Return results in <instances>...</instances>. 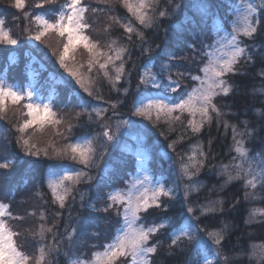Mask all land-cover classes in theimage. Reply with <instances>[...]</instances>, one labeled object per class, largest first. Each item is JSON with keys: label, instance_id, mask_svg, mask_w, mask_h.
I'll return each instance as SVG.
<instances>
[{"label": "snow or ice", "instance_id": "1", "mask_svg": "<svg viewBox=\"0 0 264 264\" xmlns=\"http://www.w3.org/2000/svg\"><path fill=\"white\" fill-rule=\"evenodd\" d=\"M54 2L55 0H35L31 8L43 10ZM189 3L195 12L186 18V29L175 35L174 42L166 43L160 53L158 63L153 61L149 55V62L141 68L137 83L138 91L132 102V115L145 118L156 124H159L163 119L165 123L169 124L170 130H174L173 125L181 124L195 135L200 133L205 125L212 123L213 115L217 118L218 123L222 122L221 117L224 113L215 103L216 98L226 97L232 93L233 86L228 82V77L237 74V66L241 59L246 63L254 62L253 52L249 49L255 46L244 44L242 38L253 39L258 30L264 29V21L261 19L264 0H260L259 6L251 0H238V4L228 5L229 10L234 11V16L223 25L217 19L216 14L211 11L206 0H189ZM119 4L126 9L131 18L122 22L119 16H110L108 19L112 23L106 25L104 31H110L113 23L119 25L129 44L134 43V37L140 41L139 47L142 49V54H150L153 49L151 46H144L147 44V38L141 29L158 26L156 22L159 19L171 17L173 12L181 7V4L174 3V0H119ZM12 6L21 11L25 19L31 17L38 25L39 30L35 32H30L28 28L24 29L25 32H29L28 39L30 41L45 43V38L53 33L61 38V49L57 52L53 48L51 51L59 69H63L59 78L60 82H66L64 76L66 73L67 77L72 78L75 84L83 89V92L93 96V89L97 83L93 75L94 69L96 70L95 75L102 74L105 79L110 81L113 89H116L117 83L128 75L126 64L131 59L129 47L118 46L117 39L109 41L105 50L99 40H94L88 34L92 29V24L89 23L87 16L89 6L84 3V0H66L55 14L54 19H48L41 14L33 15V12L27 11L26 9L29 7L27 0H13ZM169 7L172 11H169ZM97 11L102 10L91 9L92 13ZM209 21H211L210 24ZM5 24L6 20L0 17V45L17 46L18 39L14 37L10 28L5 27ZM200 24L208 26L213 36L211 44H205L203 40L199 41L201 47L205 49L201 55L207 58L206 63L199 69L203 75H190L177 71L175 73L177 78L173 79L172 67L173 64L179 63L177 52L182 50L179 45L183 44L195 52L197 50L196 43L190 42L194 40L191 30ZM229 27L230 30H228ZM185 30L189 33L187 36L184 35ZM80 47L88 53L86 64L73 63L70 66L68 61L75 59L74 53ZM159 47L157 45V48ZM85 68L88 75L82 71ZM153 68L157 70L153 71ZM181 76L190 78L194 82V86L183 99H178L177 102V98L171 94L177 93L181 89L182 84L179 79ZM257 76L262 81V86L254 89L253 94L264 93V68L257 72ZM52 79L55 77L53 76ZM42 91L43 86L36 88L29 85L27 88H21L17 84L8 83L6 77H0V114L7 111L9 103L15 105L23 100L28 101L24 104V108L27 110L25 115L28 118L14 126L20 133L16 137V144L27 156L35 158L43 156L57 161L50 167L47 179V187L52 193L53 204L63 209L70 199L75 200L73 193L77 192L80 195L81 206L90 209L87 217L78 218L77 225L73 226L71 231L66 227V235L58 241L61 245L65 242L68 245L69 251L63 253L68 257L67 264H153V258L158 254L161 246V242L155 237L169 228L172 229L168 232L169 255L173 254L172 249L188 251L189 255L185 258L184 264H235L237 254L227 251L224 243L229 225L221 221L219 229H209L198 223L202 217L223 213V201L209 199L203 204L190 203L191 196L199 193L203 187L196 178L209 157V153L203 150L201 144L192 145L187 153H177V160L173 161V164L178 161L180 165L177 181H187L183 185V206L185 208L182 213L183 222L177 224L173 217H161L159 223L154 221L145 224L142 222L144 214H147L149 209L163 208L166 210L168 204L162 202V198H167L169 202L175 200L180 185L176 182L169 186L163 179L154 178L155 174L148 166L149 152L143 146V134L139 122L130 118L122 119L117 122L115 128L112 127L111 123L105 119V113L109 108L115 110L121 103L120 101H108V108L96 107L91 111L84 107L82 112L76 113V118L87 115L89 122H96L102 131L90 136L84 135L75 140H70L64 136L63 132L57 131V135L64 137L67 142L62 147L50 143L48 147L41 149L31 142L30 136L25 138L27 130L33 125H39L43 129L45 124L58 126L64 123L63 119L58 118L57 113L53 111L50 97L41 96ZM122 91L127 95L129 89L124 88ZM95 98L102 99L98 94V88ZM45 99L47 102H44ZM185 114L189 117L186 123L184 122ZM113 115H116L115 111H113ZM243 123L246 131L241 132L236 125L223 121L225 129L231 128L233 132V148L231 150L235 151L237 155L232 158L229 164L221 163L219 167L227 175L228 182L243 181V199L245 202H252L260 198L257 189L264 190V155L249 156L248 150L244 147V137H251L254 133L252 130H247L246 121ZM73 127V124L68 123L65 132L71 133ZM121 129L124 130L123 135L126 137L123 141L117 137V133ZM161 134L163 135V133ZM183 139L184 137L180 136L177 140L170 142L167 147L175 151L177 144ZM129 140L136 142L135 151L129 149ZM114 141L120 150V158L116 163H121L128 154L133 158L134 171L124 182V188H117L101 194L100 186L97 187V193L93 199L102 201L101 206L97 207L95 203L91 202L85 205V194L78 193L77 186L94 179L90 175V170L99 167V161L108 152V145ZM168 159L171 160V156ZM65 160L71 161L72 166L60 163ZM15 163L14 159L0 161V169L6 170L3 173L5 177L9 175ZM37 195L40 194L37 193ZM239 203L240 200L237 199L232 207L235 208ZM9 209V204L0 201V264H33V261L34 264H52L48 254L60 251L56 244L49 245L47 253L45 245L41 244L35 257L21 250L22 245L17 243V238L21 234L13 230L9 220H22L24 217L14 216ZM112 212L121 218L120 227L116 230L112 240L103 246V251L93 252L90 260L79 257L72 259V255H75L74 241L77 240L78 234H84L93 221H98L99 214H104L107 219V214ZM197 212L199 215L196 214ZM28 214L35 215L36 213L32 211ZM250 216L252 218L264 217V209L253 208L250 210ZM48 218L45 211L41 209L39 219L42 223L37 232L33 233L41 240L46 239V233H51L54 240L58 235L56 228L61 213L52 214L51 225H47ZM251 222V219L245 221L246 224ZM184 245L187 247H182ZM70 252L72 255H69ZM252 259H255L257 264H264V251H258V246L253 245L252 252L249 254L250 262Z\"/></svg>", "mask_w": 264, "mask_h": 264}, {"label": "trees", "instance_id": "2", "mask_svg": "<svg viewBox=\"0 0 264 264\" xmlns=\"http://www.w3.org/2000/svg\"><path fill=\"white\" fill-rule=\"evenodd\" d=\"M91 1L84 0V3L89 6L87 16L91 13V9H93ZM108 1H110L107 7L109 16H119L122 22L131 18L126 9L120 6L119 1ZM65 2L66 0H55L53 4L47 5L43 10H33L31 5L35 3V0H27L29 7L26 10L33 12V15L41 14L48 19H54L55 14ZM206 2L211 11L216 14L217 19L223 24L232 16V11L229 10L228 5L233 4V0H206ZM6 3L5 0H0V17L6 20L5 27L12 30L14 37L18 39L19 43L17 46L0 45V72H3L9 81L19 86H24L28 81L27 71L29 65L32 64L33 67V65L41 64L43 70H37L35 81L39 87L43 86L42 92L44 94H47L50 90L52 91L53 98L51 97V102L53 111L57 113L58 118H62L64 121V123L58 126L45 124L43 129L39 125H33L32 128L27 130L25 138L30 136L31 142L35 143L41 149L48 147L50 143H54L57 147H62L67 140L62 136H58L57 131L63 132L64 136L68 137V139L75 140L84 135L90 136L94 132H98L100 128L96 122H89L87 115H81L77 119L73 116L74 114L82 112L84 107H87L91 111L92 104H101V108H108V101H120L121 103L116 110L122 111L123 115L126 114L125 116L134 118L135 121H139L146 133V143L153 145V147L151 146L152 157L150 161L152 172H155L157 169L155 161L157 154L156 146H154L155 141L165 148L170 142L183 136L184 139L176 146V149H182L183 152L192 145L197 143L201 144L203 150L209 153V157L204 168L196 178L203 187L199 193L191 196L190 203L203 204L209 199H220L223 201L222 206L224 212L217 213L214 216L202 217L198 223L201 226H207L209 229H219L221 227V221L227 223L229 229L224 242L225 249L237 254L235 264H257L255 259H252L250 262L249 254L252 252L253 245L258 246V251H264V222H262L264 221V217L257 216L252 218L250 216V210L253 208L264 209V190L257 189L259 199L252 202H245L243 199V181L233 180L228 182L227 175L222 172L219 165L221 163L229 164L232 158L237 155L235 151L231 150L233 148V132L231 128L225 129L223 121L231 125H236L241 132L246 131L245 124L243 123L246 121L247 130H252L254 134L251 137H244V147L250 154L256 153L258 155H264V93L256 92L253 94L254 89L262 86V81L257 76V72L264 68V29L258 30L253 39L242 38L244 44L255 46L249 49L253 52L254 62L246 63L245 60L241 59L237 66V74L228 77V82L233 86L232 93L226 97L216 98L215 103L220 107L221 112L224 113L221 117L222 122L218 123L217 118L213 115L212 123L205 125L200 133L193 135L190 129L186 130L181 124L173 125L172 128L174 130H170L169 124L165 123L162 119L159 124H155L154 129L146 120H144V126L135 116L130 115L132 102L138 91L137 83L140 68L149 62V55H151L153 61L158 63L160 53L166 43L174 42L175 35L179 31L186 29V18L192 16L195 12V9L190 6L189 0H174V3L181 4V7L178 8L179 13H177L178 9H176L171 17L159 19L156 22L158 26L141 29L147 38V44L144 46H151L153 49V52L150 54H142V49L139 47L140 41L136 40L135 37L133 38L134 43L129 44L125 39L123 29L119 25L112 24L110 31H104L106 25L109 24V16L103 17V21L101 20L100 24L103 27L102 38L100 40L96 38V40H99L102 47L105 48L109 41L118 39V46L126 45L129 47L131 59L126 64L128 75L125 79L117 83L116 89L112 88L110 81L102 79L101 85H98V94L102 99L95 98L97 88L93 89L94 98H91L93 96H89L83 92V89L65 74L66 82H60V79L57 78L52 79L53 76L60 78V74L63 71L56 64H53L45 54L49 42L41 50L36 46L37 42L30 41L28 39L29 32H25L24 29L28 28L30 32H35L39 30L38 25L31 17L25 19L21 11ZM169 11H172L171 7H169ZM261 19L264 21V9H261ZM133 23H135L134 20ZM210 23L211 21H209ZM88 34L90 35V32ZM188 34V31L185 30L184 35L187 36ZM191 34L194 36V40L190 42L196 43L197 50L193 52L183 44L179 45L182 50L190 51L189 55L192 59L189 62L180 59L179 63L173 64V79L177 78L175 76L177 71L193 75L196 72L197 65L203 59L201 54L204 48L201 47L199 41L203 40L205 44H210L213 39L210 28L204 24L194 27L191 30ZM157 45L160 47L157 48ZM180 51L177 52V56ZM10 57L11 59H9ZM30 59L34 61L30 62ZM86 59L88 60V58ZM82 64H86L85 59ZM181 66L184 67L182 68ZM82 71L86 73L87 69L85 68ZM179 79L182 87L178 90L177 96L183 95L192 82L187 76H181ZM124 88L129 89L127 95L122 91ZM24 104H26V100L15 105L9 103L7 111L0 114V161L3 159H14L16 161L7 177L3 175L6 170L0 169V201L10 205L9 210L14 216L24 217L22 220H9V224L13 227L14 231L21 234L17 238V243L21 244V250L29 255V248H33L36 245V252L41 244H44L46 248L53 236L51 233H46V239L44 240H41L39 236H34L33 233L37 232L42 221L39 218H35L37 216L36 214H28L35 211L34 208H31V206H20L17 203L28 202L29 199H33V204L38 211L43 209L48 215L47 225H51L53 222L52 214L60 212L61 218L56 228L59 239L66 235V227L71 231V228L77 225L78 218L87 217L90 209L82 207L81 202L75 200L66 203V207L63 209L58 208L56 204L52 203V194L47 187L45 175L49 173L50 167L56 164L57 161L43 156L40 158L27 156L16 144V137L20 133L16 131L14 126L21 124L24 119L28 118L25 115L26 109L24 108ZM257 109L260 111L257 112ZM69 110L75 111V113L67 114ZM110 110L113 111V109L109 108ZM184 119L186 123L187 116H184ZM68 123L74 125L71 133L65 132V127ZM49 128H51L50 132ZM48 133L49 136H47ZM237 138L239 139L240 137ZM209 141H211V144H209ZM112 148L110 147V150ZM118 154L119 152L117 151L116 156ZM109 161L107 164H111V167L106 171L107 174H105L107 180L100 181L98 185L100 186V192L102 194H104L105 190H109L106 189L110 186L109 181L115 183V185L121 184L128 176V173L134 169L133 158L127 154L125 160L121 163H116V158L114 161ZM60 163L65 166L72 165V162L67 160ZM79 187L77 186V188ZM37 193L40 195H37ZM94 197V193L91 190L90 195L85 197L84 204L86 205L91 202L95 203L97 207L101 206L103 202L93 199ZM237 199L240 200V203L233 208L232 205ZM74 202L73 207L72 204ZM162 202L168 204L167 209H149V212L144 214L143 223L150 224L154 221L159 223L161 217H173L176 219L177 224L181 223L182 213L185 211L183 197L176 195V199L170 202L167 198H162ZM67 214L72 215L71 219L66 218ZM196 214L199 215V212ZM107 215L108 218L105 219L104 214H99L98 221H93L87 227L84 234H78L77 240L74 241L73 251L75 255H72L71 252L69 253V255H72V259H76L77 257L80 259H90L93 252L102 249L105 244L110 242L116 230L120 227L121 218L116 216L114 212ZM248 219H251L252 222L246 224L245 221ZM28 223L31 229H28ZM171 230L169 228L162 231L155 237L156 240L161 242V246L158 254L153 258V264H184L185 258L189 255L188 251H180L178 249H172L173 254L169 255L168 245L170 240L168 238V232ZM24 237L28 240H25ZM182 247L187 246L184 245ZM59 249L60 251L53 258V263L55 261V264H67L68 257L63 255L65 251H69L67 243L65 242L62 245L59 243Z\"/></svg>", "mask_w": 264, "mask_h": 264}, {"label": "rangeland", "instance_id": "3", "mask_svg": "<svg viewBox=\"0 0 264 264\" xmlns=\"http://www.w3.org/2000/svg\"><path fill=\"white\" fill-rule=\"evenodd\" d=\"M116 1H119V0H116ZM5 2H7L6 4L10 6V5H12L13 0H5ZM109 2L110 1H108V0H100V1L99 0H92L91 1V3L93 4V8L102 10V11H97L96 13H92L91 12L88 15L89 23L92 24V29L89 32H90V36L94 40H96V38H98L99 40L102 38L101 35H102L103 27L100 26V24H101V20L103 19L104 16H109V12H108V9H107V7L109 5ZM251 2L256 3L257 6H259V4H260V0H251ZM233 3H237L238 4V0H233ZM103 7H106V8H103ZM177 13H179V9H178V12ZM110 16H112V15H110ZM233 16H234V11H232V16L230 17L229 20H231L233 18ZM108 22L109 23H112L109 20H108ZM220 23L223 25L222 22H220ZM113 25H115V24L113 23ZM228 30H230V27L228 28ZM48 42H49V44H48ZM47 44L48 45H51V47H47V50H46L45 54L52 61L53 64H56L55 63V57L51 55V51H52L53 48H55L57 50V52H58L61 49V47H62V40H61V38H59L58 36H56L53 33V34H50L49 35V38L48 37L45 38V43L37 42V45H39V47H38L39 49L46 47ZM105 50H106V47H105ZM204 51H205V49H204ZM179 54H178L179 60L180 59H183L185 62H189L192 59V57L189 55L190 54V51H188V50H182V51H180ZM74 57H75L74 60H69L68 61L69 64H70V66L73 63H75V64H82L84 62V59H85V61H87L86 58H88V53H87L86 50H84L82 47H80V48H78L75 51ZM206 59L207 58L203 56V59L197 65V68L195 70L196 72L193 75H203L199 71V69L203 66L204 63H206ZM56 66L59 68L58 64H56ZM184 66L187 67L186 65H184ZM184 66H181V67L183 68ZM33 67H35L36 69L35 68H32V67H29L30 69L28 71L30 80L25 84V86H22V87L20 86L21 88H27L29 85H32L33 87L39 88V85L37 83H35L36 74H37V70H39V69L40 70H43V68H42L41 64L40 65H33ZM141 68H140V70H141ZM60 70L63 71V69H60ZM156 70L157 69L153 68V71H156ZM95 72H96V70L94 69L93 75L95 76V79L97 81L95 88H98L101 85L100 83L102 82V79L103 80H107V79H105L102 74L95 75ZM86 74H87V72L85 73V75ZM139 74H140V71H139ZM65 75L67 76L66 73H65ZM0 77H6V76L4 75L3 72H0ZM55 78L59 79V77H55ZM7 81H8V83H12L8 79H7ZM107 81H109V80H107ZM12 84H14V83H12ZM193 86H194V82L192 81L183 95L177 96L178 95L177 93H172L171 95L173 97H176L177 98V102H178V99H183L184 96H186L187 92H189ZM153 91H155V90H153ZM42 93L43 92H41V96H43V97H50V99H51V97H52V91L51 90L48 91L47 94H44V93L42 94ZM91 98H94V96L91 97ZM27 102L28 101L26 100V103ZM44 102H47V99H45ZM98 102H100V100H98ZM96 107L101 108L102 105L101 104H97V105L96 104H92L91 109L92 108H96ZM113 111L116 112V115H113ZM113 111L112 110H110V111L108 110V112L105 114V119H107L109 121V123H111V125H112L113 128H115L117 122L120 121V120H122V119H129L130 118V119L134 120V118L125 116L126 114L123 115L122 111H118L116 109L113 110ZM132 111H133V107H131V109H130V115H132L131 114ZM69 113H75V111L69 110V111H67V114H69ZM73 116L76 117V114H74ZM186 116H187V114H185V117ZM135 118L138 119V120H140L143 123L144 126H145L144 120H146L149 123V125H151V127L155 129L154 126H155L156 123H154L153 121L147 120V119L142 118V117H136L135 116ZM188 118L189 117L187 116V119ZM184 122H185V119H184ZM139 127L141 128L142 134H143V146L146 149H148V152H149V162H148V166L150 167V161H151V157H152L151 146L153 147V145L151 143H146V133L144 132V129L142 128V126L140 125V123H139ZM50 131H51V128H49V132ZM100 131H102L101 128H99L98 132H100ZM123 132H124V130L121 129V131L117 133V137H118V139L120 141H123V140L126 139V137L123 135ZM94 133H97V132H94ZM47 136H49V133L47 134ZM160 145L161 144L158 143L157 141L154 142V146H156V151H157L156 160H155L156 161V165H157V169L155 170V172H153L155 174V177L154 178H161V179H163L166 182V184H168L169 186H171L173 183L178 182L179 185H180V190H179V192L176 195H180L181 197H183V185L185 183H187V181L186 180H179V181H177V177L179 176V167H180V165H179V162L178 161L175 164H173V161H176L177 160V153H187V152L190 151V148L191 147L189 149H187L186 151L183 152L182 149H175V151H173L172 149L169 150L168 147L163 148ZM110 147H113V148L110 150ZM128 147L132 151H135L136 148H137V144H136L135 141L129 140L128 141ZM117 151L120 154V150L116 146V142L115 141L113 143H111V144L108 145V152L104 155V158L99 161V165L101 164L99 166V168L101 166L102 167L100 169L96 167V168H93V169L90 170V175L92 177H94V179L92 181H86V182H83L80 185H78V186H80L79 188H77L78 189V193H84L85 194V197H87L88 195H90L91 190H92L93 193H94V196H96L97 187H98L100 181L107 180V178L105 177V174H107L106 171L111 167V164H107V163L110 162L109 160L114 161L115 158H116V160L119 159V154L116 156ZM169 156H171V158H172L171 160L168 159ZM249 156H258V154H256V153L255 154H250L249 153ZM170 165H171V168H170ZM66 166H69L70 167L72 165H66ZM150 169H151V167H150ZM173 169H174V171H173ZM133 171H134V169H133ZM133 171H130L128 173V176L126 177V179H124V181L121 184L115 185V183L109 181L108 183H109L110 186L108 188H106V189H109V190H105L104 193H108V192L113 191L114 189H117V188H124L125 187V183L124 182L129 179V176L133 173ZM48 175H49V173H47L45 175V181H46V183H47ZM74 195H75V201L81 202L80 195L77 194V192H74ZM51 199L53 200V197H51ZM70 201H72V200H69L68 202H70ZM74 204H75V202L72 204L73 207H74ZM17 205H20V206H31V208H34L35 213L37 215L35 218H39L40 210L38 211V209L34 206L33 199H29L28 202L17 203ZM58 208H59V206H58ZM71 217H72L71 214H67V216H66V218H69V219H71ZM181 222H183V221H181ZM28 229H31V227H29V223H28ZM24 239L25 240H28L26 237H24ZM58 241H60L59 237H56L55 240H54V238H52L51 239V242L47 244V247L45 248V252L46 253L48 252V246L51 245V244H56V247L59 248ZM29 250H30V254L29 255L30 256H33V257H35L37 255V253H38V252H36V245H35V247L33 246V248H29ZM98 251H103V248L100 249V250H98ZM98 251H96V252H98ZM56 253H57V251H53V252H51V253L48 254L49 255V259L51 260L52 264H55V261L53 263V258H54V256H55ZM91 257H90V259H91ZM209 258L211 259V257H209ZM90 259H84V260H90ZM33 264H34V261H33Z\"/></svg>", "mask_w": 264, "mask_h": 264}]
</instances>
